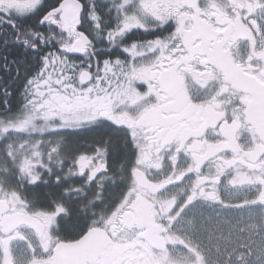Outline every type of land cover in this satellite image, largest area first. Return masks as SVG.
<instances>
[{"label":"snow or ice","instance_id":"1","mask_svg":"<svg viewBox=\"0 0 264 264\" xmlns=\"http://www.w3.org/2000/svg\"><path fill=\"white\" fill-rule=\"evenodd\" d=\"M0 264H264V0H0Z\"/></svg>","mask_w":264,"mask_h":264}]
</instances>
